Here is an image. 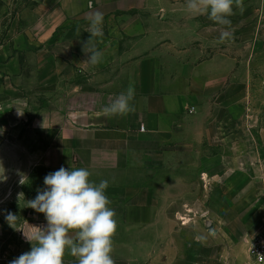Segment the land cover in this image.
I'll use <instances>...</instances> for the list:
<instances>
[{
    "label": "crops",
    "instance_id": "obj_1",
    "mask_svg": "<svg viewBox=\"0 0 264 264\" xmlns=\"http://www.w3.org/2000/svg\"><path fill=\"white\" fill-rule=\"evenodd\" d=\"M243 3V13L234 9L230 17L231 29L249 54L264 0ZM96 11L104 14L103 36L92 40L103 61L92 66L82 49L90 36L87 17ZM220 30L206 16H191L186 0H35L20 6L0 43L6 80L0 108L12 136L3 148L18 170L12 181L21 184L40 166L48 172L84 167L92 181L107 180L118 221L116 264L246 261L251 236H245L264 223V161L256 170L240 167L249 165V155L235 151L246 145L234 139L235 111L229 99L216 108L214 96L233 82L236 67L224 46L229 40L217 42ZM130 84L135 111L106 117L102 108ZM250 112L242 108L239 115ZM27 130L43 147H32L37 140ZM189 149L208 203L205 220L181 223L184 209L171 208L179 194L169 181L187 164L181 154ZM27 219L33 227L47 224L31 207ZM64 264H77L76 258L66 252Z\"/></svg>",
    "mask_w": 264,
    "mask_h": 264
},
{
    "label": "clouds",
    "instance_id": "obj_2",
    "mask_svg": "<svg viewBox=\"0 0 264 264\" xmlns=\"http://www.w3.org/2000/svg\"><path fill=\"white\" fill-rule=\"evenodd\" d=\"M234 9L243 13V0H186V10L191 16H206L221 27L218 43L233 39L230 17L236 14ZM87 19L90 23L86 31L90 36L82 50L88 63L96 66L103 61V53L96 49L92 38L103 36L104 14L96 11ZM135 94V87L130 84L102 108L103 114L123 117L134 112ZM90 177L87 168L63 166L44 176V189L37 191L28 207L43 213L47 224L34 226V231L24 234L31 249L9 264H64L66 252L76 258L77 264H116L112 254L118 221L105 192L108 181L96 183ZM9 216L13 215L6 219Z\"/></svg>",
    "mask_w": 264,
    "mask_h": 264
},
{
    "label": "rangeland",
    "instance_id": "obj_3",
    "mask_svg": "<svg viewBox=\"0 0 264 264\" xmlns=\"http://www.w3.org/2000/svg\"><path fill=\"white\" fill-rule=\"evenodd\" d=\"M34 3L35 0H11L8 5L0 3V43L4 39L3 34L10 18L16 14L19 7L22 5L30 6ZM260 17L261 20L256 22V35L252 38L249 54H247L246 49L237 44L236 38L224 43L228 54L234 55L236 67L232 78L233 82L230 83L228 79V83L220 86L218 93L214 96V99L219 102V106L216 108L223 107L222 104H226L229 99V107H233L236 114L232 118L234 122L231 123L235 133L234 139L236 143H246L244 147L239 145L235 151L238 154L249 155V165H243L242 162L240 167L242 169L250 167L254 170L261 167L264 161V146L262 145L264 144V11ZM5 81L0 66V94ZM242 108L251 110L248 117L239 115ZM3 112V109L0 108V264H9L11 260L31 249V244L24 236V234L28 235L34 231L33 225L27 219L30 209L28 203L29 200L35 198L38 190H42L43 178L46 174L34 170L31 177L22 181L21 184L16 180L12 181L11 175L18 170L11 169L7 160L8 147L3 148L4 143L12 139L8 122H6L8 118H4ZM215 118L217 117L213 119ZM14 135L18 136V133ZM26 136L34 137L35 135L27 130ZM34 138L37 142H33L32 147H43L44 144L40 138L38 136ZM211 151L208 148L203 149L204 153ZM181 157L187 160V164L182 166L176 174H173L171 181H169L172 190L179 194L171 208L182 207L184 209L183 215L178 217L179 221L184 218L183 221L186 223L202 222L206 219L201 212L207 207V191L204 185L199 186L192 150H183ZM237 178L238 176H236V181L239 180ZM241 199L236 197V201ZM240 203L243 204V202ZM245 204H247L246 201ZM9 214L13 216L6 219ZM258 228L249 231L245 237L251 236ZM202 246L206 245L202 243ZM185 251L189 258V241L184 245ZM188 264L191 263L188 262Z\"/></svg>",
    "mask_w": 264,
    "mask_h": 264
},
{
    "label": "built area",
    "instance_id": "obj_4",
    "mask_svg": "<svg viewBox=\"0 0 264 264\" xmlns=\"http://www.w3.org/2000/svg\"><path fill=\"white\" fill-rule=\"evenodd\" d=\"M181 218V223H184ZM241 264H264V223L250 237L248 259Z\"/></svg>",
    "mask_w": 264,
    "mask_h": 264
},
{
    "label": "trees",
    "instance_id": "obj_5",
    "mask_svg": "<svg viewBox=\"0 0 264 264\" xmlns=\"http://www.w3.org/2000/svg\"><path fill=\"white\" fill-rule=\"evenodd\" d=\"M34 170H35V171H37V170L42 171V172H44L45 174H48V173H49V172H48V169L45 168V167H43V166L36 167V168L33 169V171H34ZM33 171H32L31 174L29 175V178L31 177ZM44 187H45V185L43 186L42 190L44 189Z\"/></svg>",
    "mask_w": 264,
    "mask_h": 264
}]
</instances>
